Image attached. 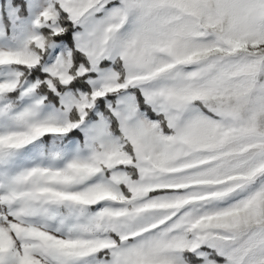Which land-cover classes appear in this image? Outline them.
I'll list each match as a JSON object with an SVG mask.
<instances>
[{"label":"snow or ice","instance_id":"1","mask_svg":"<svg viewBox=\"0 0 264 264\" xmlns=\"http://www.w3.org/2000/svg\"><path fill=\"white\" fill-rule=\"evenodd\" d=\"M0 264H264V0H0Z\"/></svg>","mask_w":264,"mask_h":264}]
</instances>
